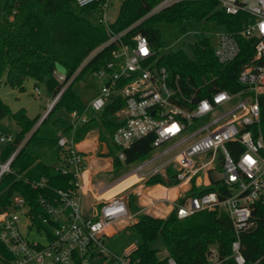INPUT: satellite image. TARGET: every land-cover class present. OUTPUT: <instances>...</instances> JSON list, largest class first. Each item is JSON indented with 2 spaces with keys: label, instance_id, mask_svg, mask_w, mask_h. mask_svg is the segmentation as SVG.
<instances>
[{
  "label": "built area",
  "instance_id": "built-area-1",
  "mask_svg": "<svg viewBox=\"0 0 264 264\" xmlns=\"http://www.w3.org/2000/svg\"><path fill=\"white\" fill-rule=\"evenodd\" d=\"M97 0H76L79 8ZM112 0H104L99 23L108 28V9ZM178 0H164L158 11ZM226 14L245 12L249 22L240 32L253 39L254 56L237 74L242 89L236 93L212 91L199 97L197 91L206 88L214 77L192 86L180 81L165 66L157 64L156 52L147 38L135 34L127 38V30L110 32L102 45L110 46V60L90 76L99 81L96 95L85 104L82 114L71 112V132H57L58 159L51 165L62 174L71 175L74 190L57 191L55 197L39 198L42 213H32L26 200L14 194L7 207H0V264H91L108 260L112 264H137L128 254L115 256L104 242L108 230L115 224L134 217L128 209V188L95 203L90 216L83 214L80 201V176L84 154L76 149L73 132L86 123L88 113L96 115L113 102L122 107L114 117L119 123L111 142L123 151L140 139L153 136L150 152L136 161L137 165L121 179L135 176L138 182L159 175L172 179L171 187L180 188L182 202H171L178 219L202 211L218 210L231 221L233 237L229 258L234 264H246L241 250V236L255 227L254 212L264 220V140L259 130L260 107L258 97L264 94V0H216ZM240 52L231 33H217L212 54L218 64L226 66ZM57 82L64 75L54 73ZM49 98L46 113L58 101L63 89ZM36 94L39 91L35 88ZM236 99H240L236 101ZM206 118L200 125L198 122ZM11 135L1 136L0 145L12 143ZM21 142L16 150L0 163V177L10 172ZM120 179V180H121ZM119 181V180H118ZM212 181L224 191H210L186 196L192 186L208 187ZM111 184L95 183L99 193ZM44 179L31 185L41 187ZM136 195H140L139 192ZM36 220H40L36 222ZM214 249L208 264H220ZM104 264V263H102ZM163 264H175L168 258ZM250 264H264V254Z\"/></svg>",
  "mask_w": 264,
  "mask_h": 264
},
{
  "label": "trees",
  "instance_id": "trees-1",
  "mask_svg": "<svg viewBox=\"0 0 264 264\" xmlns=\"http://www.w3.org/2000/svg\"><path fill=\"white\" fill-rule=\"evenodd\" d=\"M103 1L97 0L79 8L75 5L76 0H7L0 8V82L4 78L5 85L22 92L24 81L32 79L34 87L42 85L50 98L65 86L58 101L35 129L39 116L30 119L24 109L12 112L0 99V120L10 118L19 127L13 142L0 147V163L6 161L23 142L10 164V172L0 177V207H7L11 197L19 194L37 216L42 213L39 198L50 199L59 190L75 189L71 175L62 174L41 159L43 149L51 151L54 159H58L57 132L68 134L71 125L56 118L53 121L56 131L44 134L43 129L57 111L83 113L85 104L80 82L84 76L100 70L110 60L111 47H102L110 32L127 30V38L135 34L145 36L157 54V64L165 66L171 74H177L181 82L188 80L189 85L197 86L203 80L214 77L208 87L197 91L199 97L212 91L224 90L233 94L242 89L236 77L254 56L255 43L253 39L240 35L250 20L245 12L226 14L216 0H178L153 13L152 10L164 0H123L115 19L106 28L87 18L88 14L102 10ZM185 21L211 22L234 35L240 49L236 59L226 66L218 64L212 47L202 37L198 38L190 55L182 52L161 54L159 23ZM56 65L64 70L63 82L54 78ZM258 102L259 130L264 140V94L259 95ZM122 105L121 101H117L105 106L101 113L89 117L73 132V140L77 143L90 131H97L99 145L104 144L106 148L105 152L97 155L111 158L109 173L113 180L121 177L128 165L146 156L153 140L151 135L135 141L123 151L124 160L118 158L121 150L112 144L111 137L119 125L114 113ZM41 179H44L41 187L31 185ZM145 185L171 187L173 180L156 175L147 179ZM218 188L224 191L212 181L202 189L192 186L186 196L217 191ZM182 200L178 198L177 201ZM135 203L136 196L130 193V212H134ZM253 215L255 227L241 236V250L246 264L264 254V220L259 212ZM36 222L40 224V220ZM130 226L140 236L139 245L128 254L137 264H163L168 258L175 264H208L211 249L216 251L220 264H234L228 257L234 239L232 225L228 215L222 211H202L183 219H178L174 210L163 218L142 213ZM161 251L166 254L160 256Z\"/></svg>",
  "mask_w": 264,
  "mask_h": 264
},
{
  "label": "rangeland",
  "instance_id": "rangeland-1",
  "mask_svg": "<svg viewBox=\"0 0 264 264\" xmlns=\"http://www.w3.org/2000/svg\"><path fill=\"white\" fill-rule=\"evenodd\" d=\"M7 0H0V8L5 5ZM123 0H112L111 4L109 6L107 15H108V21L112 22L116 14L118 12V8L120 3ZM159 5H157L152 12L155 13L158 10ZM87 18L93 22L97 23L100 18V12H93L91 14L87 15ZM159 40L161 45V54H173L177 52H182L187 55H190L192 52V47L197 42L199 37H202L206 39L212 47L215 42V38L217 33L222 32L224 30L222 27L211 23V22H195V21H185L181 23H159ZM55 72L60 75H64V70L61 66L56 65ZM80 85L82 87V93L81 97L84 102V104H87L97 93L98 87H99V81L92 78L90 75H86L83 77V79L80 82ZM24 90L22 92H19L16 89H12L4 84V78L1 79L0 82V99L1 101L6 104L9 109L12 112H15L19 109H24L26 112V115L32 119L36 116H39V120L35 124V129L40 121L47 115L48 111L46 113V104L50 97H48L45 93L44 87L42 85H37L34 87V81L32 79H27L23 83ZM35 88L38 89L39 95L36 94ZM240 99H236V101H239ZM88 117H91L92 114L88 113L86 114ZM56 118H61L65 120L68 124L70 122V117L64 112V111H57L55 114H53L50 118V120L47 122L46 128H44L43 132L44 134H50L53 131H56L57 126L53 125V121ZM206 121V118L201 119L198 122V125L204 123ZM19 127L14 123V121L10 118H3L0 120V135L1 136H8L11 135L12 137H15V135L18 133ZM92 135H96L97 138V131L95 130L92 132ZM98 143V141H97ZM5 145H0V147H4ZM106 148L103 145H99L96 148V151L94 152L95 157L103 158L102 156L97 155L99 152H105ZM52 152L43 149L41 151V159L51 163ZM87 155V154H85ZM138 162H133L132 164L128 165L125 168V173L130 172ZM88 172V163L85 161L83 165V169L81 171L80 176V183L85 184V181H88L87 179V173ZM124 173V174H125ZM123 174V175H124ZM122 175V176H123ZM121 176V177H122ZM121 177L116 178L117 182L116 184H112L110 188L113 186L118 185L119 192L122 191L125 187L128 188L129 192L130 190H133V184L134 180L137 179L135 176V179L133 178L132 182H124L125 179H121ZM115 179V180H116ZM121 179V180H120ZM115 180L112 179V176L109 172H99L92 178L93 183V190L98 191V186L95 185L98 181H103L106 185L113 183ZM119 180V181H118ZM133 183V184H132ZM172 196V192L168 193V197ZM165 206L171 205L168 202H163ZM87 203L86 200L82 199L81 207L82 209L86 208ZM134 217L128 218L124 220V222H121L119 224H116L114 227V230H108L107 235L104 236V242L106 249L114 254L115 256H122L125 254L130 253L133 249H135L139 243H140V236L134 229L131 228V224ZM129 224V225H128ZM159 244V243H158ZM166 253L165 251L160 252V256H164ZM112 264L110 261H98V262H92L91 264Z\"/></svg>",
  "mask_w": 264,
  "mask_h": 264
},
{
  "label": "crops",
  "instance_id": "crops-1",
  "mask_svg": "<svg viewBox=\"0 0 264 264\" xmlns=\"http://www.w3.org/2000/svg\"><path fill=\"white\" fill-rule=\"evenodd\" d=\"M94 131L95 130L90 131L83 140L75 144L76 149L84 154V162L86 161L88 163V172L86 173L88 181H85V184L80 183V201L82 203V199H84L87 203L86 208L82 209L83 214L86 216L91 215L95 203L117 194L120 190L117 189V185L103 191L102 193L92 189V178L99 172H110L112 169L111 158H98L94 155V152L98 146V139L96 138V135H92V132ZM51 157L52 160H54L52 154ZM134 181V184L132 183L134 188L133 190L129 191V193L136 196L135 210L134 212L129 211L130 215H134L132 224L136 221V216L142 213L153 217H165L172 209L171 205L165 206L163 202H168L171 204V202H176L183 194V192H181L180 188L178 187H165L161 185L146 186L145 182H138L137 179ZM137 192H139L140 195H136ZM170 192H172V196L168 197V193ZM121 222H124V220Z\"/></svg>",
  "mask_w": 264,
  "mask_h": 264
},
{
  "label": "bare ground",
  "instance_id": "bare-ground-1",
  "mask_svg": "<svg viewBox=\"0 0 264 264\" xmlns=\"http://www.w3.org/2000/svg\"><path fill=\"white\" fill-rule=\"evenodd\" d=\"M130 178H135V177H134V176L128 177V178L125 179L124 182H129V181L132 182L133 179H130ZM118 187H119V186L117 185V189H118ZM169 191H170V190H169Z\"/></svg>",
  "mask_w": 264,
  "mask_h": 264
}]
</instances>
